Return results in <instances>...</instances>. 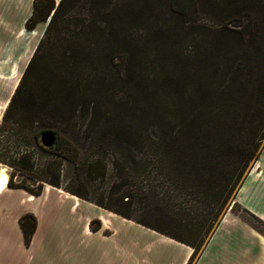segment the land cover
Masks as SVG:
<instances>
[{"label": "trees", "instance_id": "1", "mask_svg": "<svg viewBox=\"0 0 264 264\" xmlns=\"http://www.w3.org/2000/svg\"><path fill=\"white\" fill-rule=\"evenodd\" d=\"M44 22L0 120L7 186L60 189L194 264L264 144V0H33L24 28ZM19 227L29 247L35 216Z\"/></svg>", "mask_w": 264, "mask_h": 264}, {"label": "crops", "instance_id": "2", "mask_svg": "<svg viewBox=\"0 0 264 264\" xmlns=\"http://www.w3.org/2000/svg\"><path fill=\"white\" fill-rule=\"evenodd\" d=\"M0 1L5 3L0 5V16L10 19L22 17L24 20L20 24L24 27L31 15L33 0ZM30 52L23 66L28 62ZM16 85L12 86V91ZM46 196L71 201L72 205H52L51 209L42 214L17 206L34 204ZM234 203L264 222V144L258 159L237 190ZM82 206L93 211L83 224L81 234L85 237L93 240L100 238L106 242L115 239L117 233L112 230V222L129 226L132 233L123 234L121 239L112 242L111 248L98 251L86 248L84 254L78 253L83 261L81 264H187L191 257L190 248L116 215L106 214L60 189L46 186L43 193L35 197L23 189L9 188L6 183L0 190V264H17L16 252L13 254V251L18 247V242L28 255L26 264H35L36 254L41 256V264H63L65 252L56 242L61 238V230L57 226L62 227L65 211L71 215ZM26 213L33 214L37 220L29 247L24 245L19 227V218ZM93 220L101 223V229L96 232L89 228ZM55 257L61 261H55ZM194 264H264V238L239 214L227 211Z\"/></svg>", "mask_w": 264, "mask_h": 264}, {"label": "rangeland", "instance_id": "3", "mask_svg": "<svg viewBox=\"0 0 264 264\" xmlns=\"http://www.w3.org/2000/svg\"><path fill=\"white\" fill-rule=\"evenodd\" d=\"M58 1L59 0H57V2ZM3 4L5 3L0 1V5ZM22 20H24L22 17L10 19L5 16H0V120L7 105H5V103H8L13 94L14 90L12 91V86L18 83L28 62L25 66H23V63L31 50L27 61L30 60L33 50L38 44L47 25V22L41 23V26L34 35V32L39 25L32 31H26L24 27H21L20 23ZM201 21V24H203L204 21H208L207 17L202 16ZM10 38L11 40H9ZM8 137L9 136H5V138L0 137V151H3L4 153L7 152L9 155H12L17 148V143L10 137L8 139ZM31 151L34 157L35 171L41 174V170L49 160V156L37 147H34ZM0 168H5L7 175L11 172L8 167L1 164ZM68 174L69 169L65 167L63 169V185L67 182ZM29 183L33 184L31 181H29ZM52 205L69 206L72 205V203L71 201L57 198L56 196H46L44 199L42 198L34 204L17 206L18 208H27L42 214L44 211L51 209ZM229 208H232L234 213L239 214L249 224L258 229L260 232L259 234L264 238V222L259 223L252 221L251 218H249V216H247L242 209L235 205L232 200L228 203V209ZM103 212L106 214H112L106 211ZM92 213L93 211L91 209L84 206L80 207L71 215H68L66 211L64 212L65 215L63 222L61 223L62 227L57 226V228L61 230V238L56 241L58 246L61 247V250L65 252L63 264H81L83 261L79 258L78 253L84 254L86 248L90 247L92 249H96L97 251L99 249L111 248L112 242L114 243L115 241L121 239L123 234L126 232L132 233V231L129 230V226L120 222H112V230L117 233V237L115 239L106 242L100 238H94V240L87 238L81 233L86 217ZM16 245L18 247L15 248L13 254L16 252L17 264H26V261L28 260L26 251L22 249L20 242ZM35 257V264H41V256H37L36 254ZM58 259L59 258L56 257L54 258L55 261H59Z\"/></svg>", "mask_w": 264, "mask_h": 264}, {"label": "water", "instance_id": "4", "mask_svg": "<svg viewBox=\"0 0 264 264\" xmlns=\"http://www.w3.org/2000/svg\"><path fill=\"white\" fill-rule=\"evenodd\" d=\"M55 135L50 132H45L40 136V143L44 148H50L55 144Z\"/></svg>", "mask_w": 264, "mask_h": 264}, {"label": "bare ground", "instance_id": "5", "mask_svg": "<svg viewBox=\"0 0 264 264\" xmlns=\"http://www.w3.org/2000/svg\"><path fill=\"white\" fill-rule=\"evenodd\" d=\"M38 28L35 30V33L37 32ZM8 181V176H7V172L5 168H2L1 172H0V190L4 187V185L7 183Z\"/></svg>", "mask_w": 264, "mask_h": 264}]
</instances>
